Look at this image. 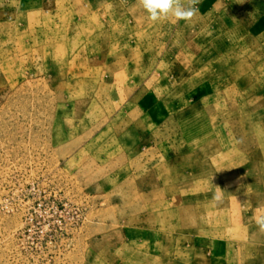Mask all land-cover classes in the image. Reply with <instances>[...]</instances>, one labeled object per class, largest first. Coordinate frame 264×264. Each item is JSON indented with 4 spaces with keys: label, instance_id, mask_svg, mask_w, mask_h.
Instances as JSON below:
<instances>
[{
    "label": "rangeland",
    "instance_id": "obj_1",
    "mask_svg": "<svg viewBox=\"0 0 264 264\" xmlns=\"http://www.w3.org/2000/svg\"><path fill=\"white\" fill-rule=\"evenodd\" d=\"M0 0V264H264V0Z\"/></svg>",
    "mask_w": 264,
    "mask_h": 264
},
{
    "label": "clouds",
    "instance_id": "obj_2",
    "mask_svg": "<svg viewBox=\"0 0 264 264\" xmlns=\"http://www.w3.org/2000/svg\"><path fill=\"white\" fill-rule=\"evenodd\" d=\"M140 5L147 15V19L153 23L166 20L169 16L173 22L190 19L195 15V7H185L179 0H140ZM255 224L264 232V215L255 218Z\"/></svg>",
    "mask_w": 264,
    "mask_h": 264
}]
</instances>
